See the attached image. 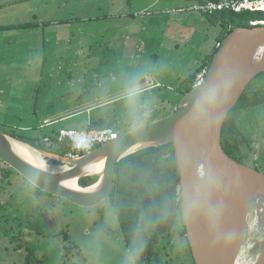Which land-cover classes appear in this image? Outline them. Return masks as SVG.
<instances>
[{
  "label": "rangeland",
  "instance_id": "374dc122",
  "mask_svg": "<svg viewBox=\"0 0 264 264\" xmlns=\"http://www.w3.org/2000/svg\"><path fill=\"white\" fill-rule=\"evenodd\" d=\"M44 1L0 0V4H8L0 12V26L40 23L57 15H70L66 8H62L48 16ZM135 1L134 6L128 8L130 13L137 14L134 16L137 18L132 21L133 34L127 55L112 52L114 23L87 25L85 32H80L81 25L78 24L58 29L60 44L62 47L72 36L75 40L84 38L87 48L84 57L70 54L65 61L56 58L54 63L45 66L40 65L41 58L36 61L32 57L33 62L26 70L18 67L0 70V90H5V95L0 94V131L29 139L39 130L34 132L26 127L38 128L46 118H50L56 128L84 129L82 121L87 114L93 117L103 114L116 120L112 127L121 137L173 114L187 91L189 84L185 82L186 78L214 50L222 26L215 18L199 13L171 12L176 7L169 6H175L177 0H162L158 6L152 3L145 12L140 11L154 0ZM35 10L36 19L32 18ZM106 10L109 8H103L101 13L105 14ZM85 14L93 15V11ZM21 33L23 31L7 30L0 33V37L5 35L15 44L18 42L16 34ZM122 35H126L124 30ZM99 37H103L102 44L96 42ZM31 41L32 38L29 39L30 44ZM14 44L10 51L14 50ZM31 47L34 54L35 42ZM4 59L10 62L8 56ZM118 59L122 60L118 62ZM147 73L161 76L163 82L156 90L142 91L115 102H99L110 93L115 95L123 88L140 86ZM24 75L33 76L27 79L28 84L40 85L38 103L27 102L29 99L25 95L17 96L14 102L7 100L10 87L14 86L8 79L14 78L16 84L24 81ZM254 90L261 96L257 99L260 104L250 109L252 100L250 103L244 100ZM244 94L237 106L240 109L237 117L246 113L248 124L253 123L259 128V124H264V73L251 82ZM35 105L37 116L31 113ZM88 107L92 108L89 112ZM68 116L71 117L66 118ZM55 163L58 162H50L51 165ZM1 165L0 176L7 170L8 174L0 177V264H27L29 252L34 254L39 264H136L128 253L108 200L87 209L41 191L33 195L30 191L27 193L28 181ZM256 206L257 211L255 208L252 210L243 237V257L248 263L254 262L262 251L256 241L263 230L264 212L259 205ZM26 212L29 219L25 217ZM181 228L177 226L160 240L151 264H195L186 235L179 234Z\"/></svg>",
  "mask_w": 264,
  "mask_h": 264
},
{
  "label": "water",
  "instance_id": "95a60500",
  "mask_svg": "<svg viewBox=\"0 0 264 264\" xmlns=\"http://www.w3.org/2000/svg\"><path fill=\"white\" fill-rule=\"evenodd\" d=\"M262 73L264 26L237 27L223 40L205 80L184 96L173 114L78 157L42 150L0 131V160L39 191L89 209L110 199L122 160L172 144L183 223L195 264H233L243 250L256 201L264 198V174L227 151L223 128L248 86ZM23 146L47 165L25 156ZM98 166L100 173L95 170ZM88 177L96 182L80 186ZM261 252L258 264H264V247Z\"/></svg>",
  "mask_w": 264,
  "mask_h": 264
},
{
  "label": "trees",
  "instance_id": "16d2710c",
  "mask_svg": "<svg viewBox=\"0 0 264 264\" xmlns=\"http://www.w3.org/2000/svg\"><path fill=\"white\" fill-rule=\"evenodd\" d=\"M206 16L215 18L220 22L222 33L217 38V45L211 54L186 79L189 85L187 91L183 93L185 95L196 85L198 75L208 70L223 40L234 28L252 27L250 25L251 21L264 20V12H247L241 14L222 12L213 16ZM47 25L45 24V26ZM40 26V23L34 22L2 27L0 29L29 30ZM237 106L229 114L223 128V144L227 151L235 158L236 152L239 151V147L243 142L235 118V113L238 110ZM109 127L112 126L107 122L94 121L88 126L87 130H98ZM57 135V131L52 130L44 133L41 139H21L14 135L11 136L25 141L36 148L54 152L62 156H69L71 153L74 154L73 147L68 144H56ZM46 138H49L50 141L45 142ZM48 147L56 148L57 150H47ZM97 148L99 147L84 148L80 155H85ZM55 164L59 165V163ZM8 169L16 173L9 166ZM179 180L172 144L140 151L122 160L117 165L115 188L108 201L111 203L117 217L128 253L136 264H151L156 255V247L160 240L166 234L174 231L177 226L183 228L179 230V234L182 236L186 235V228L182 216V198ZM95 182L96 179L94 177H88L82 179L79 184L82 187H88ZM33 255L32 252H29L27 264H39Z\"/></svg>",
  "mask_w": 264,
  "mask_h": 264
},
{
  "label": "crops",
  "instance_id": "0c3cea01",
  "mask_svg": "<svg viewBox=\"0 0 264 264\" xmlns=\"http://www.w3.org/2000/svg\"><path fill=\"white\" fill-rule=\"evenodd\" d=\"M160 1L162 0H154L151 3H148L146 5V8L140 12L147 11L151 4L158 6ZM192 1V0H191ZM205 0H193L192 2H186V0H177L174 5L175 6H169L171 8L179 9L188 7L195 2H202ZM17 3V2H16ZM19 4L22 2L18 1ZM46 5V13L47 15H52L56 9L61 10L62 8H66V11H69L70 15H57V17H53L50 20L45 21H39L41 26L35 29H29V30H12V31H23L21 34H16L17 43L14 44V41L8 40L5 35L0 37V70L3 71L4 68L9 67L10 70H12L14 67H18L20 70H26L31 66V63L33 62L32 57L36 58V61L41 58L40 65L45 66L49 63H54L56 61V58H62L63 61L67 58L70 54H76L78 56H83L86 54V45H85V39L81 37H78L77 40H75L74 36L69 37V40H66L62 47L61 42L59 38V32L58 29L60 28H68L73 25H81L80 32H85L87 30V25H95L100 22H111L114 23V27L112 30L114 31V36L111 40L112 45V52L115 55H127L129 51V45L130 40L132 39L130 36L133 34V18L137 14H133L132 12L128 11V8H132L134 6V3H136L135 0H65L63 2H58L57 0H45L44 1ZM185 4V5H184ZM18 4H15L16 6ZM4 6H8V4H0V12H3L6 8ZM103 8H109V10H106L107 12H103ZM173 9V10H176ZM165 10V8H164ZM36 11L32 12V18L36 19ZM92 12L93 15L87 16L85 12ZM172 11V10H171ZM100 12V13H98ZM170 12V11H168ZM208 17V16H207ZM45 24H48L45 26ZM5 27L0 26V28ZM96 28V26H95ZM124 30L125 36H120L122 31ZM7 30L0 29V33L6 32ZM32 38L31 44L29 42V39ZM37 41V44H36ZM35 42V51L33 54L32 49V43ZM83 42V43H82ZM96 42L103 43V37H99ZM13 44L15 45V48L13 51H10V49L13 47ZM99 46V45H98ZM102 48V45L99 46ZM49 48V50H48ZM9 57V63L4 59L6 57ZM122 60V59H121ZM118 59V62L121 61ZM82 61H84L82 59ZM85 62V61H84ZM85 64V63H84ZM69 69V68H68ZM43 72V69H42ZM193 74V73H192ZM150 77L152 78V83L154 84V87L149 88L146 83V78ZM33 78L31 75H24V81H18L16 84L14 83V78H9V84H13V87H10L11 90L8 92L7 100L8 101H16L17 96L19 95H25V98H28L29 101L32 103H38L39 96L41 94V90L39 88V84L30 82L28 84L27 79ZM188 78V77H187ZM186 78V79H187ZM157 80V81H156ZM160 82H163L161 79V76H154V74L147 73L145 77L143 78L142 84L139 86H131L128 88H123L121 91H118V93H115V95L109 96L103 101L100 99V103L102 102H115L117 100L123 99L125 97L134 96L137 93H140L142 91H153L156 90L157 87L160 86ZM186 82V80H185ZM187 84V83H186ZM2 87V86H1ZM5 95V90L1 89L0 94ZM10 97V98H9ZM88 112L90 107H88ZM31 113L34 112L35 116H37L38 108L37 105H35V108H31ZM71 116H68L66 118H70ZM65 119V118H64ZM50 118H46L44 120V123L40 125V127H33L29 126L26 127L27 130H39L35 133L34 137L32 138H39L41 139L44 133H48L52 130L57 131V133L60 130H63V128H56L53 127V122L50 121ZM94 121H103L111 124L113 126L116 124V120H112L107 117L106 115L99 114L96 116L88 115L82 122L84 123V129H68V130H87L88 126L94 122ZM112 128L113 127H109ZM88 261H86L87 263Z\"/></svg>",
  "mask_w": 264,
  "mask_h": 264
},
{
  "label": "built area",
  "instance_id": "2783aa9c",
  "mask_svg": "<svg viewBox=\"0 0 264 264\" xmlns=\"http://www.w3.org/2000/svg\"><path fill=\"white\" fill-rule=\"evenodd\" d=\"M176 13L194 12L202 15L213 16L222 12L230 13H255L264 12V0H218V1H203L194 3L188 7L172 10ZM171 11V12H172ZM250 25L264 26V20L251 21ZM207 75V71L200 73L196 80V85L201 84ZM146 83L148 87H154L152 78L147 77ZM120 138L118 132L112 128L94 129V130H68L63 129L58 132L56 144H68L73 147L75 153H71L69 156L78 157L81 156V151L84 148L100 147L108 144L112 141H116ZM50 139L46 138L45 142H49Z\"/></svg>",
  "mask_w": 264,
  "mask_h": 264
},
{
  "label": "flooded vegetation",
  "instance_id": "af4514ba",
  "mask_svg": "<svg viewBox=\"0 0 264 264\" xmlns=\"http://www.w3.org/2000/svg\"><path fill=\"white\" fill-rule=\"evenodd\" d=\"M249 94L245 98L246 100H244V102L250 103V100H252L253 103L249 104L250 109H251V107H253L254 105L260 104V103H258L259 101H257V99L261 98V96L258 93H256V90L249 92ZM239 110L236 111L235 118L237 120L238 127H239V130L241 132L243 142L240 145L239 151L236 152L235 156L240 162L244 163L245 165H247L249 167L257 169L258 171H260L261 173L264 174V168H263V166H264L263 165L264 164V160H263L264 159V131H263L264 127H263V125L264 124L263 123L259 124V126H258L259 128H256L255 124H253V123L251 125H249L247 120H246L247 119V117L245 116L246 113L240 114L239 117H237V114H239ZM238 118H239V120H238ZM252 126H254V127H252ZM256 153H257V155H256ZM0 163H2V165L1 164L0 165L5 166V169L7 170L8 165L5 164L1 160H0ZM7 172H8V170L5 171L0 177L1 178H2V176L7 177V174H8ZM8 176H11V175H8ZM29 186H30L29 189L27 188V193H28V191H30L34 195L35 192L36 193L39 192L37 190V188H35L32 184L29 183ZM0 205H2V204H0ZM25 217L28 218L27 212L25 213Z\"/></svg>",
  "mask_w": 264,
  "mask_h": 264
},
{
  "label": "bare ground",
  "instance_id": "6f19581e",
  "mask_svg": "<svg viewBox=\"0 0 264 264\" xmlns=\"http://www.w3.org/2000/svg\"><path fill=\"white\" fill-rule=\"evenodd\" d=\"M24 149H22V153L31 158L32 161L40 164V165H47V162H44L40 156H37V154L35 152H33V150H31L29 147L27 146H23ZM31 156V157H30ZM98 173L101 172L102 170V166H98L96 169H95ZM256 204L259 205L262 209H263V212H264V198L263 197H258L257 201H256ZM262 226V233L261 235L259 236V239L256 241V244L257 245H260V247H264V221L263 223L261 224ZM254 236V235H253ZM243 253H244V250H242L241 254L234 260L233 264H258L260 258H261V255H262V252H260L257 256H256V259L254 262L252 263H248L245 261L244 257H243Z\"/></svg>",
  "mask_w": 264,
  "mask_h": 264
}]
</instances>
